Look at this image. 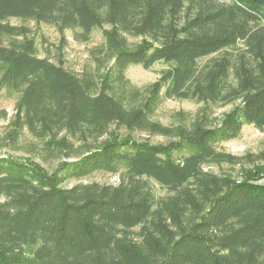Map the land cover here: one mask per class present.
<instances>
[{"label":"trees","instance_id":"obj_1","mask_svg":"<svg viewBox=\"0 0 264 264\" xmlns=\"http://www.w3.org/2000/svg\"><path fill=\"white\" fill-rule=\"evenodd\" d=\"M12 19L81 43L101 29L94 69L40 57ZM156 63L153 84L126 77ZM0 88L18 96L0 146L28 132L29 154L60 163L0 157V264H264V154L219 150L244 126L264 133V0H0ZM164 100L203 107L168 127ZM225 165L239 176L206 169ZM101 172L119 184L63 187Z\"/></svg>","mask_w":264,"mask_h":264},{"label":"rangeland","instance_id":"obj_2","mask_svg":"<svg viewBox=\"0 0 264 264\" xmlns=\"http://www.w3.org/2000/svg\"><path fill=\"white\" fill-rule=\"evenodd\" d=\"M14 26L27 24L33 31L39 49L40 57H48L54 63H63L65 68L76 73L82 74L90 72L94 69V63L91 58V51L104 44L103 33L101 29H96L88 43H81L75 39L74 31H66L61 35L59 30L51 25L40 24L34 22L25 23L17 19L10 20ZM243 46L240 45V48ZM167 66L163 63H156L150 69L142 66H131L126 72V77L135 86L144 87L155 83L161 77V73ZM18 96L8 93L0 88V139H4L10 131L9 120L16 113V104ZM203 107L195 101L189 100H164L156 112L155 120L164 126L173 127L178 123V113L195 114ZM233 106L213 107L216 116L230 112ZM142 139H146L154 145L167 144L169 141L162 136L143 135ZM6 144V143H5ZM39 145V142L33 138L28 132L22 136L19 144V150L12 149L10 146H0V157H12L19 160L34 159L41 164L48 172L54 173L59 166V161H44L38 156H32L28 153L32 146ZM219 150L233 155L239 159H245L248 156L258 157L264 154V133L253 126H244L238 138L224 142L219 146ZM215 174L229 173L234 177L239 176L241 167L230 168L225 165L221 168H206ZM80 183H98L101 185H118L119 177L109 173H95L92 176L75 180L71 179L66 182L63 187L70 188ZM264 184V181L262 182ZM157 197L166 196V191L160 186H155Z\"/></svg>","mask_w":264,"mask_h":264}]
</instances>
